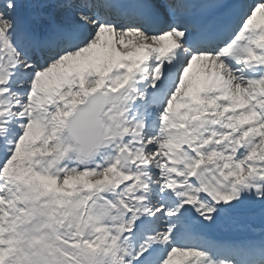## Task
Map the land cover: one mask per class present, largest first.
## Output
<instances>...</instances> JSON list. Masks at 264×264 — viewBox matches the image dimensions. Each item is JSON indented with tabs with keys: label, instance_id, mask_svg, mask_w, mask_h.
I'll return each mask as SVG.
<instances>
[{
	"label": "snow or ice",
	"instance_id": "6c2138e0",
	"mask_svg": "<svg viewBox=\"0 0 264 264\" xmlns=\"http://www.w3.org/2000/svg\"><path fill=\"white\" fill-rule=\"evenodd\" d=\"M0 264H264V0H0Z\"/></svg>",
	"mask_w": 264,
	"mask_h": 264
}]
</instances>
